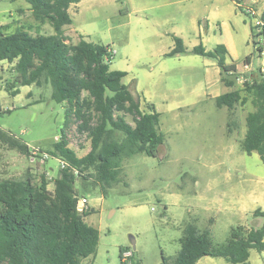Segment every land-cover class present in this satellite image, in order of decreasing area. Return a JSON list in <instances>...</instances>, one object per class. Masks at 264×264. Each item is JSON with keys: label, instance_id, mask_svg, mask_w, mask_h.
Instances as JSON below:
<instances>
[{"label": "rangeland", "instance_id": "obj_1", "mask_svg": "<svg viewBox=\"0 0 264 264\" xmlns=\"http://www.w3.org/2000/svg\"><path fill=\"white\" fill-rule=\"evenodd\" d=\"M202 3L204 0H83L77 12L70 9L71 28L84 27L91 33L90 41L115 51L110 69L127 73L122 82L138 96L140 108L154 104L161 112L163 137L157 157L134 155L123 162L122 182L105 197L99 189L83 194L81 179L77 180L78 196L89 200L85 221L99 231L95 254L80 264H161L162 256L168 264L179 250L188 224L209 230L214 243H224L236 226L255 224L254 210L264 211V163L256 153L247 155L239 147L245 117L252 111L250 101L237 105L232 113L218 108L211 96L228 90L214 67L207 64L213 59L161 54L173 36L189 48L201 43L189 15ZM4 21L12 29L30 25L33 35L38 31L24 0L0 1V23ZM250 23L251 18L238 9L230 19L239 37L236 76L244 71L246 58L253 75L258 76L255 73L264 67V42L257 39L263 47L262 60L249 38ZM231 25L227 35L233 34ZM65 32L70 43L79 41L70 29ZM39 33L52 35L54 31L45 24ZM226 34L220 38L218 29L202 27L201 38L209 37L206 46L213 49L215 41ZM232 79L234 88L240 89L241 84L234 76ZM13 82V64L0 62V130L26 144L29 155L0 137V180H19L29 173L38 184L44 176L52 191L59 161L43 158L41 151L59 140L64 107L51 99L49 85L18 87L19 93L12 96L14 89H7ZM126 119L131 123L129 116ZM228 124L232 125L230 132ZM76 125L68 126L65 137L69 148L81 157L89 151L90 142L77 132ZM227 201L231 206L218 208ZM120 249L131 255L122 258ZM250 252L248 264H264V252ZM196 264L229 263L203 257Z\"/></svg>", "mask_w": 264, "mask_h": 264}, {"label": "trees", "instance_id": "obj_2", "mask_svg": "<svg viewBox=\"0 0 264 264\" xmlns=\"http://www.w3.org/2000/svg\"><path fill=\"white\" fill-rule=\"evenodd\" d=\"M24 1L38 31L33 35V26L20 25L11 30L10 24H0V62L13 64L14 71V82L7 91L14 89L10 93L14 96L22 86L51 87V99L64 107V123L59 140L41 153L64 162L66 167L59 166L52 191L44 176L38 184L29 173L19 180H0V264H80L95 254L99 231L85 221L89 210H76L77 180L81 179L79 190L83 194L99 189L105 197L122 182L126 159L134 155L157 157L163 144L160 114L152 104L142 110L138 96L122 82L127 73L110 69L113 56L108 45L86 41L81 36L77 43L69 42L64 33V27L72 23L68 8L80 0ZM232 1L248 16L241 0ZM257 17L262 25L250 23V41L260 57L262 44L257 39L264 42V10ZM45 24L52 27V35L39 33ZM184 55L215 60L224 86L234 87L232 77L238 78L237 69L235 64L226 63L223 45L206 50L198 44L188 49L181 38L173 36V47L164 57ZM243 63L249 65V58ZM242 76L246 81L240 89L227 91L215 97L214 102L232 113L237 105L250 101L252 111L245 117L239 147L247 155L256 153L264 163V77L253 73ZM71 123H76L77 132L85 134L90 142L89 151L81 157L69 148L65 137ZM227 126L230 132L232 125ZM0 137L29 155L26 144L1 130ZM251 217L254 225L236 226L224 243H214L209 230L200 231L188 224L180 248L168 264H196L203 257L247 264L251 250L264 251V211L257 208ZM122 253L120 249V256ZM162 259L161 264H167L163 256Z\"/></svg>", "mask_w": 264, "mask_h": 264}, {"label": "crops", "instance_id": "obj_3", "mask_svg": "<svg viewBox=\"0 0 264 264\" xmlns=\"http://www.w3.org/2000/svg\"><path fill=\"white\" fill-rule=\"evenodd\" d=\"M82 1L83 0H80L79 3L73 4L68 8V13L71 17L72 23L70 25L64 27V33L67 36V33L65 32V30L70 29L76 37L80 38V36H81L86 41H90L89 37H90L91 33L89 31H87L84 27H82L83 29L82 28H80V29L79 28L78 29L71 28L74 21H73L72 15L70 14V9H72L73 12H77L78 6L82 3ZM179 2H180V0H179ZM241 3L243 6H248V5L251 6V8H253L256 11L257 16H259L262 13V11L264 10V0H241ZM202 5H203L202 7L197 5L198 8L193 9V12L189 15V16H191L190 17V23H191L192 28L195 29L197 31V33L199 34V37L201 39V43H199V44H203L204 48L206 50H212L206 46V42H207V40H209V37L201 38L202 27L206 31H209L211 28L218 29L219 34H220V38H221L223 33L226 34L229 32L228 29H229L230 25L232 24V23L230 24V19L232 18V14L234 13V11H236V9H238V7L235 4V2L232 0H204V3H202ZM184 11H183V14H186V11L185 12ZM8 23H9V21H4L3 23H0V24L6 25ZM231 28L233 29V34H232V32H231V34L230 33L228 35L226 34L224 36V39L216 40L215 42L217 45H223L225 47V49L227 51L226 63L227 64H235L236 69H237V65H236L234 60L237 58V55H238L239 37H238L237 29L233 25H231ZM248 28H249V38H251L250 24H249ZM10 29L13 30L12 27H10ZM67 37L69 38V35ZM90 42H92V41H90ZM172 47H173V38H172L171 45L168 46L167 50L161 54H163V55L166 54L167 52H169V50ZM187 48L191 49L193 47H191V48L187 47ZM113 52H114V56H115L116 53H115V51H113ZM258 58H261L263 60V47H262V53L260 54V57H258ZM207 64L214 67L215 71H217V73L219 75V82H222V81H220L221 80V72H220V69L218 68V66L216 64V61L214 60L213 63H207ZM262 66H264V61H262ZM237 73H238V69H237ZM246 73L247 74H250V73L254 74V72L250 68V63L247 66L244 65V71L242 73H240V75H243V74L245 75ZM256 74L262 75V77H264V67L260 68ZM225 88L228 91L234 89V87H231V88L225 87ZM217 96H219V95L216 94V95H213L211 97L215 98ZM146 104H148V103H145V105ZM145 105H144V109H145ZM152 105H153L154 109L156 110V112H158L161 116V112L157 109V107H155L154 104H152ZM140 106H141V103H140ZM144 109H142V110H144ZM159 122H160V118H159ZM218 200L222 202L221 198H218ZM216 201H217V199H216ZM228 204L230 205L231 203H228V201L223 203V204L220 203L218 208H223V207L226 208V206H228ZM241 226H243L244 228H248V226L245 227V225H241ZM249 258H250V255H249ZM248 262H249V259H248Z\"/></svg>", "mask_w": 264, "mask_h": 264}, {"label": "built area", "instance_id": "obj_4", "mask_svg": "<svg viewBox=\"0 0 264 264\" xmlns=\"http://www.w3.org/2000/svg\"><path fill=\"white\" fill-rule=\"evenodd\" d=\"M245 7H246V8H245V11H246V13L248 14L249 18L252 17V19H251L252 24L255 25V26H261L262 23H261L260 20L258 19L257 15H256V11H255L253 8H251V6H249V5H248V6H245ZM109 53H110L112 56H114V52H113L111 49L109 50ZM236 81H237L239 84L243 85V83L246 81V79L243 78L242 75H239L238 78H236ZM42 157H43V158H50L49 155L44 154V153H42ZM57 161H58V160H57ZM59 166H60V168L63 169V168L66 167V164H65L64 162H60V161H59ZM88 209H89V200H88V196H81V197L77 196V202H76V210H77V212H78V213H84V212H86ZM122 254H123V255H122V258H125V257L131 255L130 252H124V253H122Z\"/></svg>", "mask_w": 264, "mask_h": 264}]
</instances>
